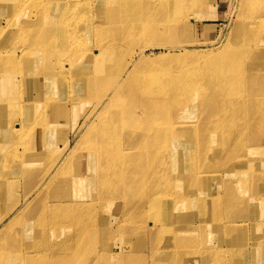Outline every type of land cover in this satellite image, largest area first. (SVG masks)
Here are the masks:
<instances>
[{"label":"bare ground","instance_id":"1","mask_svg":"<svg viewBox=\"0 0 264 264\" xmlns=\"http://www.w3.org/2000/svg\"><path fill=\"white\" fill-rule=\"evenodd\" d=\"M177 2L179 0H66L65 5L61 7L59 18L54 20V28L50 26L48 16L42 25H36L34 29L18 28L19 36L23 39L31 36V40H34L32 35L38 37V34L42 33L51 38L56 36L57 40L64 36L71 45H74L77 35L64 34L63 29L71 27L75 32L76 25V27L78 26L79 41L84 47L81 56L92 55L95 60L91 64V69L85 66L79 68L82 72L81 81L73 83V88L77 90L73 88L72 91L69 90L66 77L55 78L52 76L53 71L45 73V75L51 76L48 78L49 80H58L57 86H67V91L54 95L50 93L48 99L45 98L42 103L44 106L42 110H38V117L36 119L23 117V121L19 122L20 127L11 124L14 117H18V115H13L12 108L23 107V105L28 107V104L34 103L36 100L34 87L27 85L13 95L2 93L0 105L3 106V110L8 109V113L4 118L7 130L0 136V169L5 168L3 172H0V182H6V187L8 185L11 188L9 175L13 177V174L17 173L15 177H18V182H20L19 177L23 176L22 153L18 152L22 148V143L14 141V148L8 145L9 138L7 137L12 134L11 132L15 128L22 129L26 126L27 129L30 126L31 130H34L36 126L40 125L44 127L41 129L39 126L41 133L47 136L50 141H54L56 134L61 132L67 123L69 109L65 104L77 106L78 103H81V108L85 109L83 100L86 94L91 97L92 102L96 98L93 112L97 116V121L91 124L94 128L80 132L72 149L67 150L71 141L68 142L69 137L64 135L61 140V148L54 145L52 147L54 153L47 150L51 153L42 158V163H49V165L35 169L36 172L40 170L38 180L30 191L23 194L25 208L30 210L31 215L21 220L20 230L11 235L9 240L2 238V235L7 234L12 224L19 220L24 213H19L11 221L8 219V223H6V217L0 218V264L9 262L2 255L3 248H15L18 244L25 245V242L27 247L35 248L39 245L35 241L40 238L41 233L45 237L47 228L50 234H53V231L58 232V230L72 231L73 229L68 226V221L63 219V222H50V218H62L61 214H58V210L66 208L67 205L74 206L73 208L77 210L90 205V203L83 204L81 192V189L89 187L93 189L97 187L100 194L108 196L113 192L115 198L116 194L126 193L134 187L143 191L147 188V183L150 180L163 184L162 187L155 189L167 190L171 194L170 197L166 195L154 197L157 194L154 191L147 200L135 206V210L138 212V225L134 231L139 233L146 229L143 226L144 215L149 221L153 216L157 220L159 213L164 210V216L160 215L159 217V224L169 231L172 228V223L170 222L168 228L166 226L173 212L174 220H177L183 210L187 214L191 206L194 205L197 211L202 214V200L210 198L202 197L205 192H199L197 197L187 198V201L183 197L177 196L175 191H179L182 184H175L173 180L178 178V182L181 181V174L177 172L174 162L168 164L166 161V158H176L171 147L179 143L184 144V141L190 148L186 147L181 152L195 158L191 159L193 163H184L183 169L186 170L183 172L188 171L189 168L194 169L192 176L198 185H201L200 180L206 181L205 184L209 185L215 182L222 183L220 186L225 188L227 203L236 207V211H234L236 213L233 216L237 215L234 218L241 211H247L246 214L252 213L251 205L260 203V196L264 194V165L262 166L264 163V0H241L240 15L231 31L237 37L235 41H228L225 45V47L235 45L234 50L240 51L239 56L244 53H252L253 62L244 60V56L237 60H217L215 55L221 49L211 50L195 63V71H203L201 81L192 82V79L186 78L167 95L157 89L149 92H137L136 101H133L131 108L124 114L119 107L122 105L119 100L127 101L131 98L130 95L133 96V93H127L124 88L140 77L139 75L127 68L126 72L118 74L117 77L114 76V79L111 80L112 83H109L112 86L111 89L99 92V88L100 90L106 88L104 79L99 77L102 71H107V74H113V71L121 72L125 65L127 67L132 64L134 58L138 57L140 60L144 48L139 47L138 50H135L134 47L142 42L155 41L157 37L162 38L163 32L158 30L159 25H162L165 19L175 20L182 16L183 10ZM60 5L61 2L58 3L59 7ZM96 5L99 7L98 11ZM84 26L88 29L87 32L81 31ZM27 40L29 41V39ZM87 40H90L91 48L86 47ZM23 52L28 53L26 50H21V54ZM7 54L0 56V71H3L7 76L8 82L12 80L10 84L18 85L21 82H27V75H21L19 83H15L13 80L12 71L19 69L21 64H25L22 56L8 55L4 60ZM122 57L128 58L126 64ZM30 58L38 68V63L42 61L41 54L29 55V62ZM146 69L149 78L155 75L153 72L150 73L149 67ZM191 70L192 67L186 71V74H190ZM250 72L253 77L249 74ZM41 86L45 88L46 81L42 82ZM25 88L33 90L25 92ZM100 110L102 112L98 115ZM150 113L151 118L149 117ZM182 113L192 115L190 119L193 121L189 119L187 122L194 124L189 126H184L180 122L167 124L166 121L161 120L162 116L166 117L167 115L176 119ZM62 117H66V119ZM1 122L2 118H0ZM173 130L176 134L178 130H182L183 142L171 141ZM123 133L131 135L132 140L130 137L123 139ZM122 141L125 144L121 146ZM193 148L197 149L196 154ZM63 151H66L65 155H63ZM142 155H151L154 158L152 163H148L140 169L133 168L132 174H122L124 167L134 165ZM218 156L224 157L220 160L223 163L219 167H217V163L220 164L217 162ZM197 158L202 161V166L197 162ZM10 160L13 161L6 168ZM156 162L162 163L155 166ZM207 162L213 163L209 166V170L215 171L212 174L216 177L223 173V169L231 173V177L224 180L215 178L211 174L209 178L199 177L202 167H206ZM34 164L35 162L30 159L25 166ZM57 164L59 166L56 167ZM12 165H16L17 170L11 172ZM104 169H108L111 173L106 174ZM64 174L69 175L62 180L61 175ZM148 174L150 177H147ZM1 185L2 183H0ZM60 185H68L73 190L72 193L57 194L54 190ZM5 194H0V200ZM235 195L237 197H234ZM218 196L220 195L215 194L211 198L208 205L210 214L218 203ZM62 198L67 200H60ZM167 200L172 202L166 204ZM19 202L8 209L9 211L5 215L13 214L21 208V201ZM78 202H82V204H77ZM0 203L2 202L0 201ZM238 206L239 209H237ZM159 207L161 208L157 210ZM127 210L133 209L129 206ZM261 216L263 217L262 213ZM4 220L6 224L3 223ZM153 222L156 221L148 223L152 224ZM121 225L123 226V224ZM230 225L232 227L239 226L233 221ZM164 229L161 230L163 234L166 232ZM195 229L192 227L193 231ZM25 230L30 236L24 241ZM94 231H96L95 227L92 230L93 238ZM110 232L111 229L106 235L108 239L111 238ZM91 242L92 238H89V243L91 244ZM224 242L230 244V239H225ZM184 243L188 246L193 245L191 239L184 240ZM257 245H260V241L257 242ZM102 250L106 258L112 253L107 251L106 246H102ZM121 251L123 252V250ZM262 261L264 262V257Z\"/></svg>","mask_w":264,"mask_h":264},{"label":"rangeland","instance_id":"2","mask_svg":"<svg viewBox=\"0 0 264 264\" xmlns=\"http://www.w3.org/2000/svg\"><path fill=\"white\" fill-rule=\"evenodd\" d=\"M56 2H61L60 7ZM65 2L66 0H0V56L8 53L5 55V60L8 55L17 54L22 56L25 61V64H21L19 69L12 71L15 83L21 81V75L28 76L27 82L15 85L10 84L12 80L8 82L7 76L3 71H0V96L2 93L8 95L16 94L17 91H21L27 85L34 87L36 96L35 102L28 104V107L23 105V107L12 108L14 110L13 115H18L11 122L12 126L20 127L19 122L23 121V117L36 119L38 110H42L44 107L42 103L45 98L48 99L50 93L53 95L65 93L67 86L72 91L73 83L81 81L82 72L79 68L85 66L91 69V64L95 60L92 55L81 56V51L84 50V47L79 41L78 26L76 27V25L75 32L72 31L73 28L71 27L63 29L64 34L77 35L74 45H71L64 36L59 40H57L56 36L51 38L47 35L44 36L42 33L38 34V37L32 35L34 40H31V36L25 39L19 36V27H24V29L28 30L34 29L36 25H42L47 16L50 19V26L54 28V20L59 18L61 7L65 5ZM240 3L241 0H179L177 4L183 10L182 16L177 17L175 20L165 19L162 25H159L158 30L163 32L162 38L157 37L155 41L142 42L134 47L135 50H138L139 47L144 48L143 56L140 60H138V57L134 58L132 64L127 65V67L125 65L121 72L113 71L114 75L112 73L107 74V71H102L99 77L101 76L100 78L104 79L106 88L103 90L99 88V92L111 89L112 86L109 83H112L111 80L114 79V76L117 77L118 74L126 72L127 68L139 75L140 77H137L129 86L127 84L124 88L127 93H133V96L130 95L131 98L127 101L119 100L122 103L119 107H121L124 114L131 108L133 101H136L137 92H149L157 89L167 95L173 88L177 87L179 82L186 78L192 79V82L201 81L203 79V71L196 72L195 63L199 58L205 57L211 50L221 49L215 55L217 60H237L244 56V60L253 62L252 53H244L239 56L240 51L238 49L234 50L235 45L225 47L228 41H235L237 37L231 31L240 15ZM97 6L96 10L98 11L99 7ZM87 30L85 26L81 28V31L87 32ZM90 45V40H87L86 47L91 48ZM21 50H26L28 53L23 52L21 54ZM34 54H41L42 56V61L38 63V68L31 61V58L29 62V55ZM127 59L122 57L125 64ZM146 67H149L150 73H155L151 78L146 74ZM190 67H192L190 74H186ZM51 71H53L52 76L55 78L59 76L61 79L66 77L68 85L65 87L57 86L58 80H49L48 78L51 76L49 77L45 73ZM249 74L253 77L252 72ZM44 81L47 83L45 88L41 86ZM73 89L77 90L76 88ZM29 90L33 89L25 88V92ZM75 102L77 103V101ZM95 103L96 98L92 102L91 97L86 94L83 100V106H86L85 109L81 108V103H78L77 106L65 104L69 109L67 124L63 130L61 129V132L59 131L60 133L56 134L54 141H50L47 136L41 133V129L44 127L40 125L36 126L34 130H31L32 127L30 126L27 129L25 128L26 126L22 127V129L15 128L11 132L12 134L8 135V145L13 148L14 141L22 143L21 150L18 151L19 147L16 150L22 153V167L24 168L23 176L19 177L20 182L17 181L18 177H15L17 173H14L13 177L9 175L11 188L8 185L6 187V182H0L2 183L0 194H5L6 192L0 200L2 202L0 203V218L4 216L6 221L8 219L11 221L19 213L24 214L12 224L10 230L7 231V234L2 235V238L9 240L11 235L16 234L20 230L21 220L31 215L30 210L25 208V199L23 198L25 193L30 191L38 180L40 170L36 172L35 169L49 165V163H42V158L46 154L51 153L47 150L53 151L52 147L54 145L61 148V140L64 135L69 137L68 142L71 141L69 147H67V150H70L82 130L94 128L91 124L97 121V116L93 112ZM115 104L117 105V103ZM102 110L98 112V115ZM7 113L8 109L3 110V106L0 105V118H2L0 136L7 130L4 121ZM85 115H87L86 118H83ZM191 116L188 113H182L179 118L173 119L167 115L166 117L162 116L161 120L166 121L167 124L180 122L184 126H189L194 124L187 122ZM149 117L151 118V113ZM190 121L193 120L190 119ZM124 128L127 129L125 126ZM127 137L132 140L131 135L123 133L122 138ZM171 141L183 142L184 135L182 130H178L177 134L173 130ZM123 144H125L124 141L121 142V146ZM186 147L190 148L185 141L184 144L179 143L171 147L176 158H166V161L168 164L174 162L177 166V172L181 174V181L178 182V178L173 180L175 184H182L180 190L175 191L177 196L183 197L187 201L197 197L199 192H205L202 197L210 198L202 200L201 209L203 210V215L197 211L194 205L191 206L187 214L183 210L177 220H174L173 212L166 226L168 228L172 223V228L169 231L159 224V217L160 215L164 216V210L159 213L157 220L153 216L149 221L144 215L143 226L146 229L139 233L134 231L138 225V212L135 210V206L147 200L154 191L157 192L154 197L159 195L170 197L171 194L167 190L159 191L155 189L156 187H162L163 184L150 180L147 183V188L143 189V191L134 187L126 193L116 194L115 198L113 197V192L108 196L107 194H100L97 187L95 189L89 187L81 189V192L83 204L90 203V205L78 210L73 208L74 206L69 207L67 205L66 208L58 210V214H61L62 218H50V222H63V219L68 221V226L73 229L72 231L58 230V232L53 231V234H50L47 228L45 237L41 233L40 238L35 241V243H39L35 248L27 247L26 242L25 245L18 244L15 248H3L2 255L5 260H9L7 264H264L262 261L264 257V194L260 196V203L251 205L253 208L252 213L246 214L247 211H241L234 218L237 215L233 216L236 213L234 212L236 207L227 203L225 188L220 186L222 183L215 182L209 185L205 184L206 181L200 180L201 185H198L192 176L194 169L189 168L188 171L183 172V170H186L183 169L184 163H193L191 159L195 158L181 152ZM193 151L196 154L197 149L193 148ZM65 152L63 151V155L66 154ZM223 158V156H218L217 162H220ZM30 159L35 164L25 166ZM153 159L151 155H142L137 163L124 167L122 174H132L134 172L133 168L140 169L144 165L152 163ZM12 161L8 162L6 168ZM197 162L202 166V161L198 160V158ZM160 163L162 162H156L155 166ZM222 163H217V167ZM211 164L213 163L207 162L206 167H202V173L199 177L209 178L210 174L213 175L212 173L215 171L211 172L209 170ZM57 166L59 165L57 164ZM16 168V165H12L10 167L11 172L17 170ZM4 169H0V172H3ZM103 171L106 174L111 173L108 169ZM68 175H61L62 180L66 179ZM231 175V173L223 169V173L219 177L213 176L224 180L231 177ZM147 177H150V174ZM54 191L57 194L64 195L72 193L73 190L68 185H60ZM215 194L220 196H218V203L210 214L208 205ZM234 197H237V195ZM60 200L67 199L62 198ZM19 201H21V208L13 214L5 215L9 211L8 209ZM171 202V200H167L166 204ZM77 204H82V202ZM129 206L133 210L128 211L127 208ZM160 208H157V210ZM239 208L238 206L237 209ZM183 216L187 217L182 218ZM5 220L3 223H5ZM152 221L156 222L148 223ZM232 221L239 226L232 227L230 225ZM91 226H93L92 229H90ZM94 227L96 231H94L95 236L93 238L92 230ZM192 227L196 229L193 231ZM162 228L166 231L165 234L162 233ZM109 229H111V238L108 239L106 235ZM29 236L30 234L25 230L23 234L24 241ZM89 238H92L91 244L89 243ZM42 239L43 242H41ZM187 239H191L193 245H186L184 240ZM225 239H230V244H225ZM258 241H260V245H257ZM102 246H106L107 251L112 252L107 258L102 253Z\"/></svg>","mask_w":264,"mask_h":264},{"label":"crops","instance_id":"3","mask_svg":"<svg viewBox=\"0 0 264 264\" xmlns=\"http://www.w3.org/2000/svg\"><path fill=\"white\" fill-rule=\"evenodd\" d=\"M63 118V117H62ZM64 119V118H63ZM67 124V123H66Z\"/></svg>","mask_w":264,"mask_h":264}]
</instances>
